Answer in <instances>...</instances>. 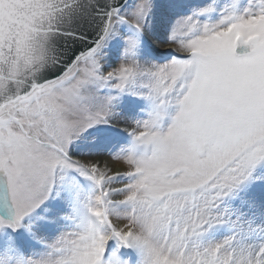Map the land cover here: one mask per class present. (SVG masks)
<instances>
[{"label": "snow or ice", "instance_id": "obj_1", "mask_svg": "<svg viewBox=\"0 0 264 264\" xmlns=\"http://www.w3.org/2000/svg\"><path fill=\"white\" fill-rule=\"evenodd\" d=\"M0 264H264V0H0Z\"/></svg>", "mask_w": 264, "mask_h": 264}]
</instances>
